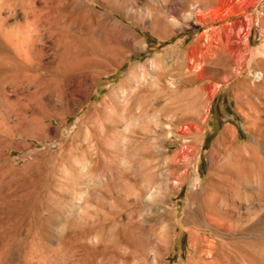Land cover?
Wrapping results in <instances>:
<instances>
[{"label": "rangeland", "instance_id": "rangeland-1", "mask_svg": "<svg viewBox=\"0 0 264 264\" xmlns=\"http://www.w3.org/2000/svg\"><path fill=\"white\" fill-rule=\"evenodd\" d=\"M0 264H264V0H0Z\"/></svg>", "mask_w": 264, "mask_h": 264}, {"label": "bare ground", "instance_id": "bare-ground-1", "mask_svg": "<svg viewBox=\"0 0 264 264\" xmlns=\"http://www.w3.org/2000/svg\"><path fill=\"white\" fill-rule=\"evenodd\" d=\"M180 55H183V60H184V63L183 64H179L178 65V67H173V66H170V67H168L169 65L168 64H166V61H164L163 60V58H161V57H157L156 59V61H155V65H156V69H155V72H153V73H156L157 74V76L152 80V82H151V84H153V85H162L161 87H160V89L158 90V89H156L155 91H150L149 92V95H148V99H151V100H153V99H156V98H158V97H160L161 96V94L162 93H164L165 91H163V89L162 88H164V87H166L165 86V78L166 77H168V75L169 74H172V71L173 70H177L178 71V73H180V74H182V73H186L187 75L185 76L184 75V77L182 78V83H183V85H185L186 87H187V85H189L191 82H193V77H195V75L194 76H192V74L191 75H189L188 73H189V70H191V69H188V70H185L184 71V69H183V67L186 69V68H188L189 67V64H190V54H189V52L188 53H181ZM137 68V67H136ZM136 68H134L133 69V71L131 72V75H129L128 77H127V79H126V83H130L129 85L131 86L132 84L131 83H133V80L135 79V81H137L138 82V89L139 90H136V91H134V94L133 95H135L136 96V94H138L137 95V97L139 98V99H141L142 97H141V95H139L140 94V92H141V90H142V86L143 85H146L145 84V82H143V81H141V79H143V77L141 76L142 74H140L139 72H138V70L136 69ZM190 68V67H189ZM147 73H144V75H146ZM179 76V75H178ZM195 79V78H194ZM197 79H198V77H197ZM173 80V79H172ZM175 80V79H174ZM177 80V79H176ZM180 82V81H179ZM169 83V82H168ZM171 84H173V83H171ZM180 84V83H179ZM192 84V83H191ZM168 85V84H167ZM174 85V84H173ZM182 85V86H183ZM170 86V85H169ZM169 86H167V88L169 87ZM192 86V85H191ZM172 87V88H171ZM170 88H171V90L173 89V86H171ZM175 87V86H174ZM177 87V86H176ZM178 88V87H177ZM183 89V88H182ZM181 89V91H179V92H177L176 94H175V97L176 98H183L184 96H187L188 94H190V91L192 92V90H189V89H186V90H182ZM165 90V89H164ZM169 91H170V89H169ZM168 91V92H169ZM132 93H133V91L132 92H130V94L132 95ZM173 93H175V92H173ZM172 94V93H171ZM131 96V97H134V96ZM113 101H114V105L115 104H118L117 103V100H116V98H115V95H113ZM136 98V97H135ZM140 103H142V104H139V105H137L136 106V103L135 102H131V106L130 107H128V109L130 110V112H132V113H137V119H140L144 114H145V112L148 110V106L147 105H145L144 104V102H140ZM153 103H151V105H152ZM138 108V109H137ZM119 109V108H118ZM174 109H178V107H173L171 110H170V112H172V113H175L174 112ZM120 121V117L119 116H117V119H116V122L118 123ZM224 132H226V131H224ZM227 133V132H226ZM226 133H222L223 135H222V137L220 138L221 140L223 139L224 140V142H226L225 141V138L227 137L226 135ZM130 140H132V137H131V139ZM231 141V140H230ZM114 142L117 144V145H125V144H127L129 141L126 139V138H122V137H117L116 135H114ZM219 143H221L220 142V140H219ZM222 144V143H221ZM226 144V143H225ZM228 144V143H227ZM223 145V144H222ZM249 147V146H248ZM250 148V147H249ZM241 149V148H240ZM217 150V149H216ZM243 150V149H242ZM244 150H246V149H244ZM241 151V150H240ZM242 152V151H241ZM213 249V248H212ZM213 260H215V259H213Z\"/></svg>", "mask_w": 264, "mask_h": 264}]
</instances>
